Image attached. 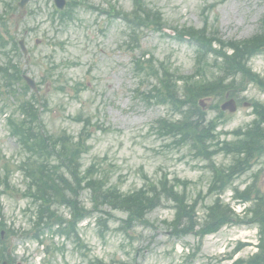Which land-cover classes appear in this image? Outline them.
I'll return each mask as SVG.
<instances>
[{"label": "rangeland", "instance_id": "rangeland-1", "mask_svg": "<svg viewBox=\"0 0 264 264\" xmlns=\"http://www.w3.org/2000/svg\"><path fill=\"white\" fill-rule=\"evenodd\" d=\"M10 1L0 0V12L8 10L11 13L6 8ZM80 1H86L100 11L84 5L76 11L74 22L61 24L51 18L53 2L32 0L27 11L34 14L27 13L20 19V11L16 10L10 18L11 34L18 40L24 38L30 53L27 58L23 55L18 58L20 64L26 74L41 84L40 95L49 101L48 110L42 115L48 131L53 134L67 131L77 137L82 124L73 118L79 115L90 118L93 138L89 143L91 150L82 160L83 169L98 164L103 171L109 172L111 183L121 185L124 193L142 188L143 174L154 182L164 174L170 180L177 177L189 181V197L199 202L202 216L205 206L213 202V198L206 195L212 174L205 168L204 161L194 158L188 146L173 147L171 139L156 132L159 119L180 118L173 116L168 107L145 101L142 93L148 92L152 83L134 74L133 58L143 52L150 53L182 74H193L196 49L174 39V29L184 26L201 29L204 25L202 10L213 5L209 10V21L212 23L218 18L221 37L226 41L247 39L259 30L260 20L264 17V0H147L150 7L162 11L165 30L164 33L143 30L138 53L128 48L130 40L125 24L121 20H111L105 14L113 6L130 12L132 0ZM52 64L55 65L52 68L59 70L53 72L51 81L42 82L46 68ZM251 66L264 76V55L255 58ZM77 83L85 86L79 95H76ZM244 96L248 100L264 101V94L254 86H250ZM203 99L209 117H215L210 105L216 101L212 97ZM245 104L250 103L244 101L236 113H226L229 120L219 131L230 133L252 122V110ZM11 110L7 108L8 112ZM1 156L14 164L21 160L19 146L10 137L5 117L0 112V165ZM216 162L225 167L231 163V157L219 155ZM258 173L264 187V158L252 172L237 179L235 186L243 189L251 182L250 174ZM3 176L0 171V182ZM12 184L19 190L25 189L19 172L12 174ZM227 193L230 194V190ZM228 194L223 197L225 202H228ZM81 200L87 208L91 207L89 194L83 193ZM30 206V201L21 196L0 194V218L17 231L9 243L16 251V264H90L93 259L107 264H234L237 259H246L251 254L250 248L235 253L239 244L256 242L259 237L258 228L229 226L202 241L195 235L177 238L169 226L175 210L168 203L148 215L150 224L133 226L129 234L119 229L121 220L126 218L124 214L115 213L103 234L95 219L88 220L81 225L80 235L90 253L78 249L73 242L55 238L54 242L60 246L64 244V250L49 258L45 257L42 247L22 234L33 224L31 214L27 212ZM64 213L67 216V211Z\"/></svg>", "mask_w": 264, "mask_h": 264}, {"label": "trees", "instance_id": "trees-1", "mask_svg": "<svg viewBox=\"0 0 264 264\" xmlns=\"http://www.w3.org/2000/svg\"><path fill=\"white\" fill-rule=\"evenodd\" d=\"M136 2L137 12L134 15L133 22L136 23L137 27L133 32V42H137L138 39L137 28L154 26L160 29L162 26L160 12L149 9L143 0H136ZM3 20L4 18L0 15V21ZM262 25L264 26V21ZM179 36L182 40L188 38L191 43L198 46L197 63L199 67L196 74L204 77L206 66H215L219 68L224 76L212 84L205 81L206 77L201 81L197 80L194 75L186 78L179 76L184 81L183 93L185 100H183L179 98L177 93L178 86L176 79H173L176 78L175 74L169 68H166L164 64H160L161 72V69L155 67L153 60L147 61L146 65L137 62V70L147 72L148 75L160 79L163 90L157 92L160 94L162 101L176 105L183 112L184 119L182 122L167 124L166 130L169 131L170 135L181 136V143L191 144L196 148L197 155L208 160L212 158V153L208 152L209 145H212V143L218 151L244 153L246 158L241 160L243 167L239 170L242 172L250 166L249 162L252 158L259 156L260 153H255L261 151L262 144H264V130L261 127V123H264V107L257 102L253 104L261 121L255 122L253 127L254 136H251V140L245 137L243 140L238 139L233 143L220 144L218 136L215 135L218 124L214 120L207 121L206 113L202 112L198 106V100L212 95L224 97L226 94H230L235 97L245 91L247 84L251 82L264 89V80L254 74L249 67L252 57L264 52V29L261 34L250 40L228 43L218 38L216 30L209 34L208 28L202 31L185 28L179 31ZM0 41L2 42L1 33ZM214 42L220 45V50L214 48ZM135 46L138 47L136 43ZM228 48L232 49V55H228L226 51ZM13 49H17L16 43H13ZM210 54L217 57L214 64L207 62V57ZM218 58L222 61H218ZM11 69H13V73L9 74L6 69L0 68V75L3 77L11 76L9 79L12 82L8 84L10 88L13 87L14 83L22 81V72L17 66L12 65ZM228 80L230 81L228 82ZM22 109L31 118V123L38 120L37 110L32 103H24ZM13 133L19 138L20 143L31 156L39 160L43 159L42 162L38 160L28 161L22 166L25 175L30 179L28 193L38 203V239L44 236L45 231H53L55 227L62 231V235L77 236L76 226L79 221L91 215V211H87L80 202V194L84 189L91 190L95 211L99 212L100 207L107 206L111 210L124 212L128 216L125 223L130 225L146 221L147 215L161 206L164 198L172 200L177 209V215L171 225L178 236L198 234L200 237H204L218 232L226 225L235 223L264 225V194L261 195L256 189L253 192L239 195L244 201L253 200L255 202L256 207L250 211L252 213L251 217L248 216L244 220L238 221L239 219L235 217L233 212L217 200L213 205L206 208L207 214L200 222L196 216V205H189L185 192L180 193L176 190L178 185H183L186 188V183L176 180L175 184L170 185L163 181L159 186L151 184L148 189L125 196L116 187L106 188L102 182L95 178L94 172L87 175L81 174L79 160L85 149L82 138L79 142H73L67 136L53 139L51 136L27 125L25 121H21L19 126L14 124ZM215 141L217 142L215 143ZM239 171L232 170L230 173H226L225 170L214 168L217 182L214 183L211 190L214 192L224 191ZM66 173L72 176L73 181L67 179ZM56 206L71 208L73 220L64 221L63 216L55 209ZM198 227L201 228L196 231ZM2 228L4 227L1 226L0 229ZM260 249V253L251 258L248 264H264V242ZM2 256H4V252H2Z\"/></svg>", "mask_w": 264, "mask_h": 264}, {"label": "water", "instance_id": "water-1", "mask_svg": "<svg viewBox=\"0 0 264 264\" xmlns=\"http://www.w3.org/2000/svg\"><path fill=\"white\" fill-rule=\"evenodd\" d=\"M58 7L59 8H63L65 6V0H55ZM28 2V0H22L21 4H20V7L22 8V10L24 9L26 3ZM21 45L24 49V46H23V42H21ZM26 80L29 82V84L36 90V87H35V84L34 82H32L30 79L26 78ZM224 109L226 108H230L232 111H234L236 109V106H235V102L234 101H230L228 102L225 106H223ZM7 264V263H5Z\"/></svg>", "mask_w": 264, "mask_h": 264}]
</instances>
